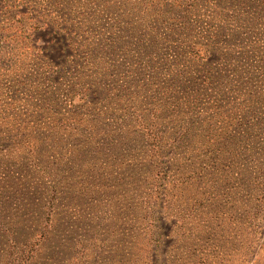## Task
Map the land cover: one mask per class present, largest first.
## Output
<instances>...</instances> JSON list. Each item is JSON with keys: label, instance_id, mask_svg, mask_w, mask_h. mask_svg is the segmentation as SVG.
Instances as JSON below:
<instances>
[{"label": "rangeland", "instance_id": "1", "mask_svg": "<svg viewBox=\"0 0 264 264\" xmlns=\"http://www.w3.org/2000/svg\"><path fill=\"white\" fill-rule=\"evenodd\" d=\"M144 5L0 0V144H52L25 164L0 151V170L50 169L34 174L37 194L16 186L0 200V264H264V125L228 123L184 153L173 139L197 107L180 100L156 117L150 105L189 40L203 38V67L224 66L205 41L233 32L236 8L209 27L204 0ZM125 81L135 94L105 98Z\"/></svg>", "mask_w": 264, "mask_h": 264}, {"label": "trees", "instance_id": "2", "mask_svg": "<svg viewBox=\"0 0 264 264\" xmlns=\"http://www.w3.org/2000/svg\"><path fill=\"white\" fill-rule=\"evenodd\" d=\"M143 1L145 4L143 9L148 12L151 11L153 0ZM204 2L209 4L208 8L206 6L201 7L205 10L202 13L205 15L204 23L209 24V27L213 25L211 22L213 15L220 16L221 11L227 8V4L231 9L236 8L234 14L231 15L233 23L231 30L233 32L223 34L219 31L222 27L218 26V30L212 28V39L205 41L206 46L213 45L217 51H221L219 55L225 60L224 66L213 72V68L206 69L203 67V64L200 63L204 62L208 54H204L202 57L198 55L197 51L199 46L197 42L203 38H196L195 41L189 40L182 44L178 51L175 50L167 56L168 64H177L175 66L177 72H173V74L175 73L174 76H172L173 74L168 75L169 78L155 85L164 92L163 97H152L153 100L150 102V105L155 103L157 105L159 113L154 114L156 117L162 116L165 112L172 113V108L177 107L180 100L183 104H191L192 108L197 107L189 117L185 114L182 116L185 117L186 124L179 129L177 138L173 139L172 144H175L177 149L184 153L192 150L195 140L201 143L200 141L206 136H222L221 132L225 130L228 123L245 127L264 125V0H204ZM221 4L225 6H220ZM192 5L193 3H191ZM216 9L219 11H215ZM186 12L188 13V10ZM195 23L200 26V18L197 17ZM223 48H225L224 51ZM212 49L214 48L212 47ZM226 61L230 62L226 64ZM230 66L231 68L228 69ZM131 84L132 81H125L124 84H120V87L124 88V94L106 89L105 98L115 99V104L118 105L124 96L135 94L136 90L130 91V88L137 86ZM113 89L119 91L116 87ZM207 89L209 90L207 91ZM156 99L157 102L153 103ZM144 101L145 98L139 100L141 104H144ZM146 134L154 141V144L157 142L155 130L148 128ZM10 139L12 138L9 137ZM24 145V142L0 144V151L4 150L3 156L9 158L7 156L9 150H19V154L22 156L19 159L10 157L7 159L9 163L19 160L22 161L21 164H25L26 161L36 158L48 159L52 157L49 154L45 155L52 144L41 142L38 143L39 146H31L28 150H25ZM156 147L157 150L160 149L158 143ZM25 154L26 156H24ZM40 165L39 163L34 164L35 168L31 175L18 168L21 165L10 164L9 167L11 168L7 166L4 169L1 168L0 200L4 199L9 190L16 189V186L28 190V193L33 190L37 194L36 191L39 186L34 174H50V169ZM58 198L54 193L53 196L51 194L50 200L56 201Z\"/></svg>", "mask_w": 264, "mask_h": 264}]
</instances>
